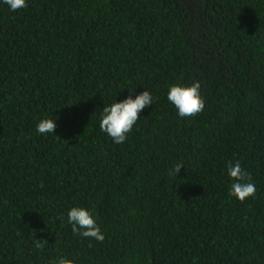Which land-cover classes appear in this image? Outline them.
Wrapping results in <instances>:
<instances>
[{
	"label": "trees",
	"instance_id": "trees-1",
	"mask_svg": "<svg viewBox=\"0 0 264 264\" xmlns=\"http://www.w3.org/2000/svg\"><path fill=\"white\" fill-rule=\"evenodd\" d=\"M27 5L0 0V264H264V0ZM197 80L204 109L181 117L168 91ZM144 90L115 143L103 107ZM229 161L255 197L230 195ZM72 207L102 243L73 234Z\"/></svg>",
	"mask_w": 264,
	"mask_h": 264
},
{
	"label": "clouds",
	"instance_id": "clouds-1",
	"mask_svg": "<svg viewBox=\"0 0 264 264\" xmlns=\"http://www.w3.org/2000/svg\"><path fill=\"white\" fill-rule=\"evenodd\" d=\"M4 3L12 11L28 6L27 0H4ZM200 88L201 83L198 80L190 85L174 84L170 87L167 98L175 106L179 116H195L203 111L205 100L200 93ZM151 104H153V96L149 91L144 90L134 99L129 95L127 98L116 101L110 106H104L99 123L100 130L107 133L115 143H123L127 139V133L132 130L134 124L140 118L139 113ZM56 126L54 119L46 118L37 124L36 131L40 134L53 133ZM183 165L184 163L182 162L174 165L169 175L177 176ZM227 172L233 180L230 187V195L241 202L250 197H255L257 189L254 183L251 182L253 179L252 175L242 168L239 161L235 163L229 161ZM67 220L72 226L73 234L95 239L101 243L104 241L103 232L87 208L72 207L67 213ZM35 246L37 248L43 247L39 239ZM50 264H75V261L64 256L58 257L51 261Z\"/></svg>",
	"mask_w": 264,
	"mask_h": 264
}]
</instances>
